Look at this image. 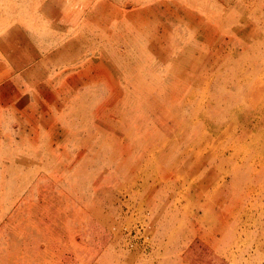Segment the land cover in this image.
<instances>
[{
	"label": "rangeland",
	"instance_id": "rangeland-1",
	"mask_svg": "<svg viewBox=\"0 0 264 264\" xmlns=\"http://www.w3.org/2000/svg\"><path fill=\"white\" fill-rule=\"evenodd\" d=\"M0 264H264V0H0Z\"/></svg>",
	"mask_w": 264,
	"mask_h": 264
}]
</instances>
